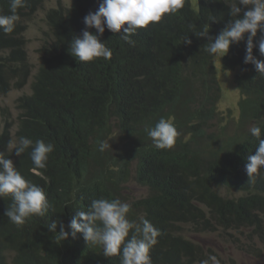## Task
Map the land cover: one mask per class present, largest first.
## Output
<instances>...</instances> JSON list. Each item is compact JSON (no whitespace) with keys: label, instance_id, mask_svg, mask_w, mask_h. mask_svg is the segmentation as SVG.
Here are the masks:
<instances>
[{"label":"trees","instance_id":"obj_1","mask_svg":"<svg viewBox=\"0 0 264 264\" xmlns=\"http://www.w3.org/2000/svg\"><path fill=\"white\" fill-rule=\"evenodd\" d=\"M45 1L26 0L14 30L0 31V95L22 89L33 77L30 92L15 100L16 141L21 136L42 139L54 150L43 169H35L31 148L20 156L8 150L14 121L5 107L0 114V152L26 180L43 188L53 207L44 217L31 216L17 227L4 215L11 197L0 198V264H120L119 256L105 257L101 246L88 245L80 233L73 238L67 225L77 210L87 211L93 199L126 201L123 189L133 164L136 182L146 186L149 195L126 201L127 218H146L158 230L149 252L152 264H202L210 256L220 260L217 252L194 241L193 236L203 232L246 231L251 241L260 243L256 251L263 253L264 168L249 179L245 164L258 146L249 129L260 126L264 137V76L244 63L245 34L222 57L223 69L239 70L236 130L230 135L210 131L221 99L215 57L203 51L208 39L188 28L209 26V35L215 37L233 19L225 0H184L178 12L138 29L131 37L134 46L106 26L102 35L90 28L112 56L89 62L73 57L69 45L82 35L84 16L96 11L101 0H71L70 5L58 0L44 16L46 30L33 75L26 19ZM241 7L236 18L243 15ZM9 9L10 0H0V14H11ZM212 17L215 20L209 21ZM260 35L258 31L254 43ZM186 36L190 45L183 43ZM253 55L264 60L258 46ZM160 118L179 133L170 149L156 148L147 135ZM101 142L110 146L100 151ZM221 186L241 194L225 196L218 190ZM53 221L56 232L64 225L66 239L48 230Z\"/></svg>","mask_w":264,"mask_h":264},{"label":"clouds","instance_id":"obj_2","mask_svg":"<svg viewBox=\"0 0 264 264\" xmlns=\"http://www.w3.org/2000/svg\"><path fill=\"white\" fill-rule=\"evenodd\" d=\"M25 3L26 0H10L11 14H0V31L9 34L14 30L15 23L19 20L18 9ZM225 3L229 5V15L233 19L228 21L215 37L209 35V26L196 30V25L189 24V31L198 38L206 37L208 43L203 51L219 59L227 55L230 45L240 43L247 34L244 63L253 64L257 72L264 76V60H259L253 55V48L258 46L260 55L264 56V0H233L231 3L225 0ZM241 5L243 6V15L236 18L237 14L242 12ZM183 6L184 0H101L96 11H90L84 16L85 30L82 35L72 39L69 52L80 62H89L97 58L110 60L112 51L104 42H101L97 34L88 31V29L95 28L96 32L102 35L106 26L111 32L120 33L125 42L134 46L135 41L131 37L136 34L138 29L145 28L150 23L159 22L164 14H174ZM212 20L215 18L209 19V21ZM258 31L261 35L254 43ZM183 43L190 45L192 40L186 36ZM37 67L33 65V75ZM32 80L33 77L24 87L30 86ZM2 109L5 107L0 109V114ZM17 116L14 117L10 112V117L14 121L11 129L14 141L9 142L8 150L14 151L16 156H20L31 148L29 156L35 169L45 168L48 156L54 150V145L46 143L42 139L33 141L24 136L19 137L16 141ZM249 131L258 141L255 154L248 155L245 164V172L250 179L261 168H264V137H262V128L258 125L252 126ZM147 135L156 148L170 149L174 146L179 133L173 123L165 118H160L154 127L147 130ZM109 146V144L101 142L99 150L104 151ZM34 172L39 173L36 170ZM8 196L11 197L12 204L10 207L8 206L4 215L17 227L22 226L31 216L44 217L53 207L43 188L26 180L16 169L13 161L5 158L4 154L0 152V198ZM129 211L128 202H122L118 198L112 200L93 199L87 211H76L67 227L71 230L73 238L77 236V233H80L88 245L101 246L105 257L119 256L120 264H152L149 252L157 243L158 230L148 219L143 217L139 222L130 221L127 218ZM47 228L50 232L56 233L59 240H64L69 236V232L65 230L62 223L60 231L56 232L57 221L48 224ZM209 260L214 264H219V260L215 256H210ZM209 260L202 261V264H209Z\"/></svg>","mask_w":264,"mask_h":264},{"label":"rangeland","instance_id":"obj_3","mask_svg":"<svg viewBox=\"0 0 264 264\" xmlns=\"http://www.w3.org/2000/svg\"><path fill=\"white\" fill-rule=\"evenodd\" d=\"M58 0H47L43 7L37 13L26 19V31L24 33L27 39V51L31 63L38 66L39 48L46 24L44 16L50 7L56 6ZM64 5H69L71 0H61ZM215 68L217 70V78L221 87V99L217 104L218 116L213 121L210 131L217 134L230 135L233 134L237 127L239 118L238 102L241 98L239 90L235 82V74L239 70H225L222 68V58L215 57ZM30 86L23 89H12L5 95H0V109L8 108L14 117L17 116L18 110L15 107L16 98L23 94L29 93ZM135 166L133 164L129 181L124 185L123 197L126 201H133L149 195V189L140 185L135 179ZM220 193L229 197H236L241 194L240 191L231 190L221 186L218 189ZM190 236V235H188ZM191 237V236H190ZM195 242L202 244L205 248H211L219 254V264H264V252L256 251L260 247L257 241H251L246 235V231L232 232L225 234L222 232H203L196 233L193 236ZM250 244L253 247H250ZM264 251V250H263Z\"/></svg>","mask_w":264,"mask_h":264}]
</instances>
